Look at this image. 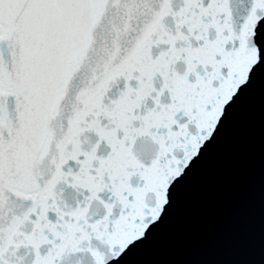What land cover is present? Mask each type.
Segmentation results:
<instances>
[{"label":"snow or ice","instance_id":"6c2138e0","mask_svg":"<svg viewBox=\"0 0 264 264\" xmlns=\"http://www.w3.org/2000/svg\"><path fill=\"white\" fill-rule=\"evenodd\" d=\"M262 50L264 0H0V264L117 259Z\"/></svg>","mask_w":264,"mask_h":264},{"label":"water","instance_id":"95a60500","mask_svg":"<svg viewBox=\"0 0 264 264\" xmlns=\"http://www.w3.org/2000/svg\"><path fill=\"white\" fill-rule=\"evenodd\" d=\"M167 200L108 264H264V50Z\"/></svg>","mask_w":264,"mask_h":264}]
</instances>
